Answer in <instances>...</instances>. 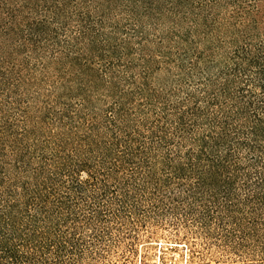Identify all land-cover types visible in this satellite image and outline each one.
Returning <instances> with one entry per match:
<instances>
[{"label":"trees","instance_id":"16d2710c","mask_svg":"<svg viewBox=\"0 0 264 264\" xmlns=\"http://www.w3.org/2000/svg\"><path fill=\"white\" fill-rule=\"evenodd\" d=\"M261 21L264 0H0V264L73 253L80 220L106 218L92 203L139 197L186 204L201 231L264 255ZM227 37L242 41L230 66L194 73L183 97L151 84L146 65L169 57L148 43L171 38L174 65L200 71ZM100 97L114 100L102 112Z\"/></svg>","mask_w":264,"mask_h":264},{"label":"rangeland","instance_id":"374dc122","mask_svg":"<svg viewBox=\"0 0 264 264\" xmlns=\"http://www.w3.org/2000/svg\"><path fill=\"white\" fill-rule=\"evenodd\" d=\"M220 10L224 17L228 14V8L222 7ZM262 22L260 28L252 27L248 31L258 45L264 41ZM168 27L164 24L157 30L148 26L145 32L150 39L159 40L168 32ZM168 39L163 46L148 43L146 52L155 56L159 54L156 52L158 48L166 51L169 63L159 66L155 61L146 66L150 68V82L156 89L168 92L178 87L172 101L183 97L187 87L198 79L194 73H219L221 69L230 66L231 54L242 43L231 40V37L222 38V45L215 47H218L217 51L208 52L207 66L200 71H189L186 67L180 69L174 65L177 47L173 48L171 38ZM182 73H191V76L182 77ZM176 79L184 80L177 86ZM50 85L51 82L45 79L36 84L28 83L20 91L27 95L28 92L36 91L44 93L52 88ZM103 99L100 97L95 102L99 112L107 109L106 105L114 101ZM132 200L124 205L109 199L97 200L92 203L94 206L90 203L91 208L104 211L106 218L95 217L90 222L81 219L74 232L79 240L74 252L69 250L59 257L49 255L44 264H264V255L250 254L248 250L242 252L232 246L228 248L221 233L201 231L193 216L185 213L188 211L186 204H174L172 200L156 203L148 197ZM213 227L216 225L213 224Z\"/></svg>","mask_w":264,"mask_h":264}]
</instances>
